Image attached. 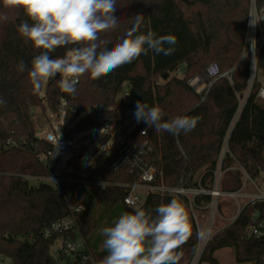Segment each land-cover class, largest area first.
I'll return each instance as SVG.
<instances>
[{
  "label": "trees",
  "instance_id": "1",
  "mask_svg": "<svg viewBox=\"0 0 264 264\" xmlns=\"http://www.w3.org/2000/svg\"><path fill=\"white\" fill-rule=\"evenodd\" d=\"M256 3L260 8L264 0ZM116 9L118 26L101 33V39L109 41V49L126 37L133 26L131 18L140 14V31L174 35L175 51L171 55L149 51L95 79L85 74L71 94L62 90L59 76L45 86L41 96L44 82L35 88L27 70L20 72L18 64L24 61L30 69L32 58L42 50L25 43L17 31L27 19L23 10L5 8L0 0V16L8 17L6 21L0 19V256L13 264H82L84 255H89L94 264H101L107 254L98 235L102 220L99 222L91 207L100 205L111 222L123 212L134 211L123 205L122 187L101 188L66 181L53 185L45 180L54 174L48 159L42 160L50 145L36 138L31 123V109L42 107L43 100L54 114L62 102L65 104L64 129L75 134L101 129L104 122L112 124L126 110L136 111L137 101L159 106L165 119L201 117L193 131L179 136L156 132L138 122L125 143H148L151 151L144 159L161 171L165 186L175 187L183 179L190 187L211 188L219 150L238 107L237 95L246 88L248 62L241 58V52L249 0H117ZM210 63H216L221 72L231 71L230 81H214L201 101L187 81L201 75ZM179 71L183 78L176 75ZM123 88L130 94L126 100ZM260 88L259 83L253 86L228 139L231 156L223 160L221 167L224 193L241 189L240 173L231 170L235 164L251 181L264 173V103L257 97ZM88 109L91 112L78 119ZM75 162L77 159L72 158L67 164L74 166ZM99 177L118 184L135 181L125 169ZM171 199L149 195L139 207L154 216L155 209ZM209 200V196L200 195L194 202L204 207ZM187 210L190 234L176 250L182 253L177 264H190L197 247L195 223ZM70 216L75 219L74 230L49 239L42 236V230L51 223ZM253 220L264 223V203L259 212L250 203L244 205L232 224L212 236L198 264H218L214 254L224 248L232 249L238 264H264V236L256 239L247 235ZM77 238L83 241L84 249L72 254L73 261L69 256L62 257L60 250L56 255L51 252L58 239L64 246Z\"/></svg>",
  "mask_w": 264,
  "mask_h": 264
},
{
  "label": "clouds",
  "instance_id": "2",
  "mask_svg": "<svg viewBox=\"0 0 264 264\" xmlns=\"http://www.w3.org/2000/svg\"><path fill=\"white\" fill-rule=\"evenodd\" d=\"M116 3L117 0H2L5 8L23 10L27 19L18 25L17 31L25 43L42 50L32 58L30 69L20 61L19 71L27 70L35 88L59 74L64 77L62 90L71 94L85 74L95 79L149 51L157 55H171L175 51L174 35L156 36L152 31H140V14L131 18L133 26L126 37L109 49V41L101 39V33L118 26ZM248 17L251 26L264 20V8H258L256 0H251ZM0 19L6 21L8 17ZM65 46L63 57L50 55ZM134 116L148 128L173 136L193 131L201 119L186 115L165 119L159 106L141 101L136 102ZM189 234V212L179 200L173 198L159 205L154 216L143 207L134 206V211L123 212L111 226L100 229L107 253L101 264H177L182 253L176 250Z\"/></svg>",
  "mask_w": 264,
  "mask_h": 264
},
{
  "label": "built area",
  "instance_id": "3",
  "mask_svg": "<svg viewBox=\"0 0 264 264\" xmlns=\"http://www.w3.org/2000/svg\"><path fill=\"white\" fill-rule=\"evenodd\" d=\"M250 6L251 0H249V9ZM260 8H264V5ZM249 21L250 17L247 15L241 52V58L248 62L246 88L240 95V100L238 98L237 110L225 132L217 157L216 167L213 172L211 188L209 190L203 189L199 186L190 187L183 179H181L179 184L175 187H168L162 184L161 171L147 163L144 159V156L151 151V148L147 142L141 145H130L125 143L121 146H118L117 148H113L107 158L97 168L92 170L87 178L82 179L83 184L95 187L105 188L117 186L124 188L125 197L123 198V205L129 209H134V206L139 207L141 205V192H144L146 197L149 195H156L180 200L189 209L197 232V247L190 264L199 263L204 249L210 242L212 236L215 234H211V228L215 219L224 221V219L219 214V198H227L233 201H237V199H245L246 204L250 203L252 205H255L259 202L264 203V193L258 191L255 195L250 196L244 195L241 193V191L234 193H223L219 190V182L223 172L221 169L223 160L226 157L231 156L228 150V139L236 121L238 120L242 107L244 106L246 99L252 91L253 86L259 83V68L261 61L264 58V20L260 21L255 26H251ZM230 73L231 71L221 72L219 66L216 63H210L204 68L201 75L191 77L187 81V85L196 95L199 96L200 100L203 101L212 83L220 78H226L228 81H230ZM129 97V92H125L123 99H128ZM257 97L264 101V89L262 87L259 89ZM134 113V110L129 109L124 112L123 116L132 117L134 116ZM105 127L108 128V125H105ZM142 135H144V133H142ZM73 139L74 134L68 133L67 130H64L62 137H58L55 134H47L45 141L50 145V149L45 153L46 158L57 160L63 153L71 152L74 146ZM183 157L185 159L184 155ZM124 169L130 176L135 178V181L127 184H118L103 181L99 177L103 174L112 175ZM62 180V178L57 177L54 174L46 179L47 182L53 185H57ZM200 195H207L210 197L209 202L204 207H197L195 205L194 199ZM242 207L237 205V213L230 220H228V225L235 221ZM197 213L201 214L202 216H207V221L203 232H201L199 227ZM253 222L254 225L249 228L247 235L256 239L263 237L264 223H257L255 220H253ZM75 225L76 223L74 217L70 216L66 219L51 223L42 230L41 234L44 238L49 239L74 230ZM81 244L83 245V241H81ZM76 248L77 245L75 244V241H66L60 250V255L62 257H68L76 252ZM82 264L94 263L89 255H84L82 256Z\"/></svg>",
  "mask_w": 264,
  "mask_h": 264
},
{
  "label": "rangeland",
  "instance_id": "4",
  "mask_svg": "<svg viewBox=\"0 0 264 264\" xmlns=\"http://www.w3.org/2000/svg\"><path fill=\"white\" fill-rule=\"evenodd\" d=\"M179 78H183V72L179 71L176 73ZM64 79L62 77L61 81ZM161 82L160 79L157 80ZM258 82L260 86L264 89V58L261 61V65L259 68V79ZM46 82L42 87L41 96H44V89L46 86ZM122 92H128L126 88L122 89ZM240 95L238 98L240 100ZM126 100V99H125ZM264 103L263 100H261ZM100 109V108H96ZM71 112H74L72 109H68ZM92 109H88L83 111L79 117H83L86 114L90 113ZM66 108L65 104L62 102L58 113H52L47 105L45 100L42 102V107H35L31 109V123L34 134L36 138L45 140L47 134H55L58 137H62L64 134V125H63V117L65 114ZM77 120H74L75 122ZM72 122V125H73ZM137 120L135 116H119L117 121L113 122L112 124L108 125L107 122L103 123L101 129H93L88 132H83L79 134H74V146L71 152L63 153L59 159L49 161V167L54 170V175L57 177L62 178V181H66L67 183H80L82 184L83 180L87 178L92 170L97 168L109 155L110 151L113 148H117L125 144V138L129 131L135 127L137 124ZM108 125V128L105 127ZM72 126L68 127L71 129ZM76 158L77 162L75 165L69 163L70 159ZM43 161H46V157H42ZM232 171L238 172L241 175V193L244 195H255L258 192L264 193V173L262 174L261 178L257 181H251L247 173L237 164L231 167ZM244 171V172H243ZM224 173L222 172L221 179L219 182V190L222 191V181H223ZM46 180V179H45ZM32 184H36V181L30 180ZM224 193V192H223ZM146 195L144 192H141V205L145 202ZM246 204V200L237 199V201L229 200L227 198H219V214L224 219L221 221L219 219H215L212 228L211 234H214L228 225V220H230L233 216L237 213V205L240 207ZM92 211L94 212L96 218L102 220L100 227L98 228V235L101 237L103 241V237L100 235V229L102 227L111 226L112 222L106 218V213L104 208L100 205H95L91 207ZM134 210V209H132ZM199 227L201 232L204 231L207 216H202L201 214L197 213ZM81 239L77 238L75 244L77 245L76 252L79 253L84 249V246L81 244ZM62 241L58 239L52 246L51 252L56 255L59 250L62 249ZM103 248V246H101ZM214 258L217 260L218 264H238L235 262L234 254L231 248H224L218 250L214 254ZM69 260L73 261L74 256L70 255ZM0 264H13V262L7 257L0 256ZM63 264V262H62ZM207 264V263H202ZM249 264V263H243Z\"/></svg>",
  "mask_w": 264,
  "mask_h": 264
},
{
  "label": "water",
  "instance_id": "5",
  "mask_svg": "<svg viewBox=\"0 0 264 264\" xmlns=\"http://www.w3.org/2000/svg\"><path fill=\"white\" fill-rule=\"evenodd\" d=\"M66 50H67V46L61 47V48H58L57 50H55L50 55L52 57H55V56H61V57H63L65 55ZM58 77H59V74H57V76L55 77V79H57ZM52 81L53 80L47 81L46 85L49 86L52 83ZM262 206H263V203L262 202H259V203H257V204L254 205V208H255L256 211L259 212L261 210Z\"/></svg>",
  "mask_w": 264,
  "mask_h": 264
}]
</instances>
